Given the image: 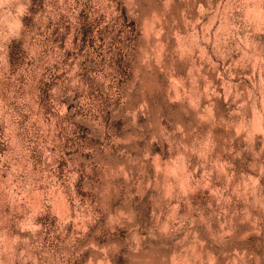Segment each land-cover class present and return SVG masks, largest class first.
Listing matches in <instances>:
<instances>
[{
	"label": "rangeland",
	"instance_id": "obj_1",
	"mask_svg": "<svg viewBox=\"0 0 264 264\" xmlns=\"http://www.w3.org/2000/svg\"><path fill=\"white\" fill-rule=\"evenodd\" d=\"M0 264H264V0H0Z\"/></svg>",
	"mask_w": 264,
	"mask_h": 264
}]
</instances>
